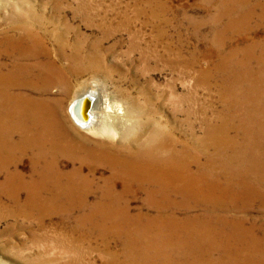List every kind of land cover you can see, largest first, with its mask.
<instances>
[{
	"label": "bare ground",
	"instance_id": "1",
	"mask_svg": "<svg viewBox=\"0 0 264 264\" xmlns=\"http://www.w3.org/2000/svg\"><path fill=\"white\" fill-rule=\"evenodd\" d=\"M140 1L135 16L170 25L168 7ZM197 2L212 26L205 55L215 59L202 71L218 78L222 107L219 122L205 127V148L195 141L194 148H176L160 127L139 145L126 131L118 145L72 133L61 97L76 67H66L54 25L47 29L42 16L12 11L8 29H0V195L38 218L80 210L81 232L74 234L105 248L114 239L120 257L112 256V264H264V0ZM43 4L55 20L58 0ZM166 37L157 30L158 40ZM48 39L57 44L59 63L49 55ZM72 58L84 61L79 52ZM83 97L94 100L95 93L71 101L74 124L93 137L112 133L98 116L93 120L95 100L83 103ZM24 159L28 177L18 170ZM101 169L107 174L96 177ZM94 194L98 201L90 204ZM136 198L141 205L132 213Z\"/></svg>",
	"mask_w": 264,
	"mask_h": 264
},
{
	"label": "rangeland",
	"instance_id": "2",
	"mask_svg": "<svg viewBox=\"0 0 264 264\" xmlns=\"http://www.w3.org/2000/svg\"><path fill=\"white\" fill-rule=\"evenodd\" d=\"M46 1L0 2V29H8L7 19L12 11L17 15L30 12L42 16L47 29L54 25L66 67L71 63L76 67L66 75L70 87L68 94L61 97V113L72 133L91 142L118 145L120 135L126 131L127 140L139 145L160 127L176 148L179 145L194 148L193 141L205 148L201 142L206 139L205 127L219 122L222 107L218 78L204 76L202 71L207 66L213 67L215 59L205 55L212 26L203 22L206 12L198 7L197 0H141L144 4L160 3L168 7L170 12L165 16L170 21L168 27H164L162 18L146 24L144 18L135 16L136 0H58L55 20L50 7L43 4ZM197 21L199 25L195 24ZM24 25L36 30L33 22ZM159 29L165 30L166 38L158 40ZM45 45L52 60L59 63L57 44L48 39ZM74 52H79L84 61L74 60ZM193 59L196 61L191 66ZM86 66L92 69L78 71ZM58 92V88L51 90L54 96ZM87 92L95 93L93 120L98 116L112 133L93 137L71 120L69 104ZM20 164L18 170L28 177V160ZM62 165L68 169V162ZM83 174L87 171L83 170ZM98 174L106 175L107 171L101 169L95 176ZM97 197L90 196L88 202H97ZM140 205V198L131 200L132 213ZM80 213L73 210L66 217L59 212H46L38 218L35 213H20L1 194L0 264H112V256L120 257L114 239L105 248L98 241L74 234L73 231L81 232L76 221Z\"/></svg>",
	"mask_w": 264,
	"mask_h": 264
},
{
	"label": "water",
	"instance_id": "3",
	"mask_svg": "<svg viewBox=\"0 0 264 264\" xmlns=\"http://www.w3.org/2000/svg\"><path fill=\"white\" fill-rule=\"evenodd\" d=\"M80 101H82L83 103L89 102V104H92L93 99L83 97Z\"/></svg>",
	"mask_w": 264,
	"mask_h": 264
}]
</instances>
